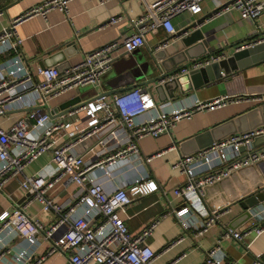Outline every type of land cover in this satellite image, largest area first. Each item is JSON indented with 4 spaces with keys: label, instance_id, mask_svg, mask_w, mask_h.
I'll return each mask as SVG.
<instances>
[{
    "label": "built area",
    "instance_id": "built-area-1",
    "mask_svg": "<svg viewBox=\"0 0 264 264\" xmlns=\"http://www.w3.org/2000/svg\"><path fill=\"white\" fill-rule=\"evenodd\" d=\"M72 0H43L28 7L9 21L0 32V54L15 50L19 40L16 26L24 19L45 18L52 10L67 20V5ZM101 6L109 0H88ZM203 0H158L149 10L133 21L135 31L120 42L113 40L83 55L80 62L60 71L56 66L39 67L35 76L29 72L20 77L0 80V117L5 106L19 100L33 90L38 93L41 106L30 109L8 129L0 127V191L4 183L22 175L23 168L46 152H50L53 172L43 176L38 172L22 176L19 188L30 194V202L39 205L49 216L40 221L27 215L22 207L12 206L0 212V264H40L48 255L59 254L67 264H151L155 254L144 243L155 223L130 234L125 225L126 207L137 197L156 190L157 185L141 174L128 181L133 162H147L142 157L138 141L144 137L156 138L167 133L179 120L201 110H213L237 99L217 96L207 101L194 100L190 105L170 107L169 102H157L151 88L135 85L110 95H97L79 102L52 120V113L42 107L46 101L77 87L101 85V76L115 61L113 52L121 48L130 53L144 44L143 34L162 28L175 35L171 19L183 11L196 15ZM236 10L243 17L257 19L264 13V0H224L216 13ZM215 13V12H214ZM1 15V11H0ZM121 17L111 16L107 25H114ZM259 29V26H257ZM168 44L165 40L164 47ZM251 44L243 45L242 48ZM160 46L158 48H161ZM211 56L192 65L193 69L223 58ZM187 68L180 70L186 73ZM35 77H38L37 80ZM37 129L36 136L29 130ZM264 134L262 127L228 135L197 151L182 155L171 164V169L183 175L184 182L172 189L179 200L172 215L182 230L196 229L200 235L217 220L215 212L208 213L203 204V190L220 182L234 171L249 167L264 159V145L256 149L252 139ZM242 149V150H241ZM114 184L107 191L98 181V171ZM133 174V173H132ZM136 174V173H134ZM101 177V176H100ZM62 183L73 186L65 204L49 198L48 191ZM255 235L264 231V225L252 229ZM244 232L225 231L221 237L241 240ZM17 238L24 245L15 244ZM47 242L48 248L40 257H32L30 247ZM218 247L207 251L202 264H232L215 259ZM253 260L251 264H263Z\"/></svg>",
    "mask_w": 264,
    "mask_h": 264
},
{
    "label": "crops",
    "instance_id": "crops-1",
    "mask_svg": "<svg viewBox=\"0 0 264 264\" xmlns=\"http://www.w3.org/2000/svg\"><path fill=\"white\" fill-rule=\"evenodd\" d=\"M42 1L0 0V32L10 20L28 7ZM156 1L158 0H109L98 6L88 0H72L67 5L68 20L55 10L48 12L45 18L34 16L24 19L15 28L16 36L20 41L17 48L0 54V80L20 77L27 72L35 76L36 69L42 66H56L60 71L68 65L80 62L85 53L105 43L113 40L120 42L125 36L135 31L133 21L145 14L150 5ZM223 3L224 0H203L200 13L190 15L183 11L175 15L171 22L176 33L201 19L184 34L169 35L162 28L146 31L143 34L144 44L138 48L139 52L146 55L147 52L161 49L166 57H169L185 48L181 39L194 31L201 37V40L196 43L203 44L197 48L199 53L209 50L220 51L233 43H245L248 37L264 30V18L249 19L241 16L236 10L211 13L219 9ZM115 15L121 17L119 21L114 25H107L109 17ZM165 40L168 44L161 47ZM72 42L75 48L72 47ZM159 46L161 48H158ZM63 51L65 53H62ZM123 53L121 48L113 52L115 61L101 79L99 87L72 88L48 99L42 107L53 114L52 120L65 108L79 102L100 94L107 95L105 93L112 89L140 85L144 79L134 80L123 76L124 62L121 58ZM192 53L195 54L196 50H191L190 54L193 55ZM221 53L224 56L229 54L228 51ZM146 86L151 88L156 101L160 102L153 86L150 84ZM221 95L237 100L213 110L197 111L190 118L179 120L167 133L156 138L144 137L138 141L141 156H150L151 159L141 163L134 161L135 170L129 173L128 181L135 175L141 174L152 180L157 187L153 192L137 197L126 207L125 225L132 235L150 223H155L151 234L144 240L155 254L151 264H202L207 251L214 247H218L214 255L215 259L223 263L251 264L255 259L264 261V231L259 235H255L252 231L254 227L264 225V201L250 212L249 218L243 214L239 206L240 200L249 193L261 192L264 195V159L252 166L238 169L220 182L204 188V207L208 213L215 212L218 217L216 222L202 234L196 236V229L192 227L182 230L172 215H165L170 210L178 209L179 200L173 196L172 189L185 180L183 175L171 169V164L178 157L191 154L194 149L201 148L198 146L231 131L234 125L216 129L208 135L203 134L223 121L238 117L237 115L244 114L253 108L260 110V116L264 115V60L245 66L225 81L221 80L215 84L195 88L186 96L180 95L177 99L167 101L170 107L187 106L194 100L207 101ZM38 106L41 105L38 103L36 91L29 90L23 93L19 100L5 106V114L0 117V127L8 129L30 109ZM247 123L245 118L240 119L239 128L245 129ZM257 127L264 129V125ZM37 134V129L29 130L30 136ZM202 134L204 136H201ZM257 143L259 144L253 146L256 149L264 145L263 142ZM50 157V152L42 154L23 168L22 175L4 183L0 191V212L10 210L12 206H19L29 216H34L40 221L48 220L49 216L40 211L37 203L32 201L26 205V202L31 199L30 194L21 190L18 184L22 176L35 172L43 176L50 175L53 172ZM97 176H99L98 181L107 191H111L114 184L122 180L112 183L103 174L102 169L101 173L98 171ZM73 190V186L65 187L59 183L48 191L47 196L65 204ZM227 230L246 234L241 240L221 237ZM17 243L24 245L17 238L13 239L11 245L15 246ZM47 248L48 243L43 241L30 247L32 257H40ZM40 264H67V258L52 254L46 256Z\"/></svg>",
    "mask_w": 264,
    "mask_h": 264
},
{
    "label": "water",
    "instance_id": "water-1",
    "mask_svg": "<svg viewBox=\"0 0 264 264\" xmlns=\"http://www.w3.org/2000/svg\"><path fill=\"white\" fill-rule=\"evenodd\" d=\"M218 9H215L211 13L213 14ZM210 13V14H211ZM209 14V15H210ZM264 18V13L259 17ZM192 22L190 25L178 31L176 34L181 35L192 29L195 23ZM198 32L194 31L188 35H185L181 41L184 49L174 53L173 55L166 57L165 53L159 49L153 52H147L146 55H142L138 49L133 50L130 53H123L121 58L124 62V74L123 76L128 79L142 80L140 85H152L153 90L157 95L158 101L174 100L182 96H186L190 91L201 86H208L209 84L227 80L238 71L243 69L245 66L253 65L264 60V30L254 34L246 40V42L233 43L223 48L220 51H197V48L203 46L202 43H196L201 40ZM251 44L247 47L242 48L243 45ZM72 47L75 48L74 42L71 43ZM191 50H196V53L191 55ZM222 51H228L229 54L223 58L199 66L196 69L192 68V65L203 60L208 59L211 56H218L223 53ZM62 53H65L64 51ZM61 54V53H59ZM64 60V59H62ZM186 63L182 64V62ZM66 62V61H65ZM180 63V64H179ZM42 66L41 68H43ZM187 68L186 73H180V70ZM133 87L127 86L121 89H112L108 91L107 95L124 91L128 88ZM177 94V95H175ZM46 108V107H45ZM69 108V107H68ZM65 108L61 113L67 111ZM263 109V108H262ZM259 109L253 108L244 114L237 115L233 119L223 121L204 132V135L213 133L216 129L223 128L228 125H234L231 131L224 133L221 137L209 140L207 143L198 146L203 148L204 146L210 145L212 142L219 140L229 134L243 133L256 128L257 126L264 125V115H259ZM245 118L247 126L245 129L239 128V120ZM201 136H204V135ZM264 143V134L256 136L252 139V146L259 143ZM197 149H194L195 152ZM242 150V149H241ZM264 201V195L261 192H252L245 195L239 202V206L243 211V214L250 217V212L256 209L260 203Z\"/></svg>",
    "mask_w": 264,
    "mask_h": 264
},
{
    "label": "rangeland",
    "instance_id": "rangeland-1",
    "mask_svg": "<svg viewBox=\"0 0 264 264\" xmlns=\"http://www.w3.org/2000/svg\"><path fill=\"white\" fill-rule=\"evenodd\" d=\"M104 75H105V73H104V74L101 76V78H100V79H102Z\"/></svg>",
    "mask_w": 264,
    "mask_h": 264
}]
</instances>
